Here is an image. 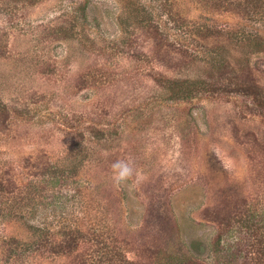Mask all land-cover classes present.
<instances>
[{
    "label": "rangeland",
    "instance_id": "1",
    "mask_svg": "<svg viewBox=\"0 0 264 264\" xmlns=\"http://www.w3.org/2000/svg\"><path fill=\"white\" fill-rule=\"evenodd\" d=\"M130 1L0 0V264H264V0Z\"/></svg>",
    "mask_w": 264,
    "mask_h": 264
},
{
    "label": "trees",
    "instance_id": "2",
    "mask_svg": "<svg viewBox=\"0 0 264 264\" xmlns=\"http://www.w3.org/2000/svg\"><path fill=\"white\" fill-rule=\"evenodd\" d=\"M132 1L129 0V3H128V8L130 9L131 12H133V14H136L138 16H140L142 14V10H140V8L137 6V4L135 3H131ZM152 16H149L148 14H146V17H144V20H143V25L145 26V28H147V30L151 33V37H156L157 39H155V43H162V44H165L166 46L169 44V40L167 38H164L159 30V26L158 24L151 18ZM142 18L138 19V20H141ZM154 31L156 34H159L160 36H162L164 39L162 38H158L156 35L153 34ZM171 45V44H170ZM173 46V45H172ZM162 85H166V88L170 89L171 91L175 92L178 91V92H181V91H185V95L182 96V97H185L186 95H189L192 93V91H196V90H204V89H209L211 87L212 84H209V85H200L198 84V82H193V84H184V85H181V84H178V82L176 83L175 81L173 80H169L167 81L166 83H162ZM240 87V91L242 92H248L250 93L251 88H249L250 85H246V84H236V86ZM213 88V87H212ZM191 91V92H189ZM4 107V106H3ZM6 108H2V106L0 105V117L1 116H4V122L7 121L8 119V113H7V110H5ZM253 230L255 231V233L258 235V228L257 227H254ZM261 238V237H260ZM74 243H77V240L75 238H72ZM50 241V240H49ZM76 247V246H75ZM147 250L145 251V255L143 257L145 258H148L149 260H156L158 261L159 264H184V263H181V260L180 261H173L174 259H167L165 256L169 257V255H162L160 254L162 251L161 248L160 249H152L150 247H147L146 248ZM260 251V254L262 253L264 255V248L263 249H258ZM260 254H259V258H260ZM123 255H120L118 258H115V257H111L109 260L114 263V264H122V263H126L123 261ZM105 261H108L105 259ZM258 263V262H257ZM78 264H85L83 261L79 262ZM132 264H136V263H132ZM140 264V263H138Z\"/></svg>",
    "mask_w": 264,
    "mask_h": 264
},
{
    "label": "clouds",
    "instance_id": "3",
    "mask_svg": "<svg viewBox=\"0 0 264 264\" xmlns=\"http://www.w3.org/2000/svg\"><path fill=\"white\" fill-rule=\"evenodd\" d=\"M112 179L116 185H121L127 181H130L135 177V181L138 183L142 180V176L134 169L130 161L120 160L111 165Z\"/></svg>",
    "mask_w": 264,
    "mask_h": 264
}]
</instances>
